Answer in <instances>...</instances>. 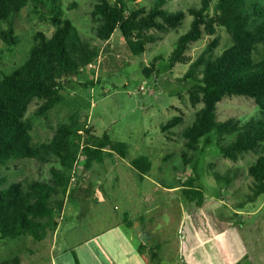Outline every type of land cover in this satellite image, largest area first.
<instances>
[{"label": "trees", "instance_id": "16d2710c", "mask_svg": "<svg viewBox=\"0 0 264 264\" xmlns=\"http://www.w3.org/2000/svg\"><path fill=\"white\" fill-rule=\"evenodd\" d=\"M136 1L98 0L91 10L96 38L109 42L118 32L127 51L141 55L159 39L157 32L177 30L191 16L189 29L179 35L169 57L156 56L150 67L143 68V73L148 76L154 71L163 73L156 65L158 61H166L169 70L178 64L187 65L179 80L189 86L192 105L201 107L195 112L193 123L182 131L185 145L196 153H204L215 145L222 157L234 162L250 152L257 153L247 167L252 184L240 206L255 202L264 195V0H201L199 6L187 11L169 10L168 0H151L150 6ZM30 3L47 8L54 31L51 35L35 32L25 62L10 74L0 75V239L30 236L40 241L56 231L57 215L62 213L65 197L79 201L90 198L92 188L86 185L90 187L87 174L93 163L102 164L113 154L127 158L129 152L125 142L113 141L108 133L101 137L93 134L85 123H79L76 114L59 122L50 140L33 141V123L25 117L29 104L34 99L43 100L36 114L46 115L64 101L63 91L72 87L71 83L79 82L84 69L96 63L103 49L81 35L65 16L61 0H0L2 41L11 44L19 41L14 18ZM218 28L231 36V43L220 53L216 51L221 43ZM205 38V48L194 58L193 47ZM80 84L89 88L97 82L90 79ZM233 96L253 100L258 110L244 120L237 117L219 120L218 104ZM183 122L181 115L173 116L162 124L161 132L168 139ZM226 135L233 137L222 143ZM80 152L84 161L76 164ZM26 158L43 164L54 159L58 165L50 167L47 181L11 180L1 173L9 162ZM183 159L188 164L185 152ZM131 164L140 178L152 169V162L145 155L133 158ZM239 171V168L216 171L214 177L218 184L228 188L241 174ZM72 174L77 177L73 184ZM197 176L195 169V176L183 181L182 189L188 202L200 207L205 193L196 184ZM230 218L234 226L240 224L237 213ZM76 262L79 264L77 259Z\"/></svg>", "mask_w": 264, "mask_h": 264}, {"label": "rangeland", "instance_id": "374dc122", "mask_svg": "<svg viewBox=\"0 0 264 264\" xmlns=\"http://www.w3.org/2000/svg\"><path fill=\"white\" fill-rule=\"evenodd\" d=\"M97 1L61 0L65 16L78 27L85 39L98 45L103 51L96 63L84 69L79 82L66 87L63 91L64 101L46 115L36 114L43 100L34 99L29 104L25 117L32 120L33 141L50 140L56 125L68 121L70 115L76 114L79 123H85V127H89L96 136L101 137L106 132L113 141L125 142L129 152L126 161L140 155L148 156L152 162L149 179L154 180L158 187L152 185L148 178L143 181L135 178L133 184L137 187H131L129 193L136 207L145 206L144 195L148 205L160 202L157 206L159 209L144 218L154 219L151 222V232L165 242L169 239V246L174 249L168 248L167 243L166 246L162 245L157 264H264V195L255 202L240 206L245 195L250 192L252 180L247 175V167L256 159L257 153L250 152L234 162L222 157L215 145L206 148L204 153L188 150L182 131L193 123L195 112L201 104L192 105L188 95L189 86L179 80L186 72L187 65L178 64L169 70L166 61H158L156 65L163 73L154 71L151 76L143 73V68L150 67L156 56L161 55L165 59L169 57L179 35L189 29L191 16L188 15L183 26L177 30L157 32L159 39L149 44L145 53L133 55L127 51L118 32L109 42L96 38V24L92 20L91 10ZM200 1L168 0L166 8L187 11L190 7L199 6ZM136 4L150 6L151 0H137ZM14 21L19 41L11 44L0 39V75L10 74L25 62L33 45L35 32L43 31L51 35L54 31L47 8L39 5L30 3L15 16ZM2 25L5 26L4 23ZM217 34L221 36L220 46L216 49L220 53L231 43V36L222 28H218ZM205 46L206 38L197 42L192 49L194 58ZM90 79L97 84L89 88L81 86L80 82ZM257 110L258 106L251 99L226 97L218 104L217 117L219 120L227 117L244 120ZM176 115H181L184 122L175 127L167 139L161 132V126ZM232 137L233 135H226L222 143L229 142ZM184 152L189 159L188 164L183 159ZM166 155L168 157L165 160ZM118 157L114 154L102 164L94 162L88 178L94 182L98 173L101 174L100 177L104 175L102 185L97 188L101 189L98 191L101 205L111 213V219L117 213L114 217H121L122 209L130 210L126 198L123 202H118L115 197L114 163L119 161ZM82 161L84 154L80 152L76 164H81ZM52 165L57 166L58 162L52 159L43 164L26 158L9 162L1 168V173L11 180L47 181ZM194 168L198 171L196 184L205 193L201 207L188 202L182 189L183 181L195 176ZM238 168L241 169V174L228 188L218 184L214 177L216 171L225 172ZM92 195L82 202L85 209L92 204L90 201L96 200V194ZM65 201L70 203L72 211L77 205L79 210L77 200L65 197ZM152 207L155 208H150ZM141 211L142 208L136 214H141ZM235 213L236 219L240 220L237 226L231 224L230 218ZM57 216L61 221L62 213ZM52 235L49 233L40 241L30 236L0 239V264L5 261H9V264H48L46 260L50 253ZM185 244H188L187 249L192 247L195 251L189 253V250L175 249L181 245L184 247ZM152 250L156 252V249Z\"/></svg>", "mask_w": 264, "mask_h": 264}, {"label": "crops", "instance_id": "0c3cea01", "mask_svg": "<svg viewBox=\"0 0 264 264\" xmlns=\"http://www.w3.org/2000/svg\"><path fill=\"white\" fill-rule=\"evenodd\" d=\"M112 156L114 154L110 157ZM118 158L119 161L114 163L116 168L114 169L116 174L113 178V184L116 188L115 197L118 202L120 200L123 202L126 198L130 210L129 208L122 209L120 210L121 217L115 218L114 216L117 213L113 215V219H111L112 217L109 218L111 213L101 205L100 195L98 194L101 189L97 188V186L102 185L104 175L100 177L101 174L98 173L97 180L93 182L89 179L90 187L86 185V187L92 188L91 195L92 193L96 194V200L90 201L92 202L90 206L85 209L82 203L84 200H77L80 204L79 210L77 205V207H73L72 211L70 203L65 201L61 216L62 220L59 221L56 231L52 233L50 253L47 255L46 260L48 264H77L76 259L79 264H157L161 246L167 245L168 248H171L169 239L168 242H165L151 232V222L154 219L147 220L144 218L150 212L159 209L157 206L160 202L155 201L154 204L148 205L149 202L144 195L145 206L136 207L129 190L131 187H137L133 182H135V178L140 177L131 161H126L125 158L121 157ZM89 175L90 172L87 174L88 178ZM147 178L152 185L158 187L154 180L149 179V174L140 179L143 181ZM129 182L132 183L129 184ZM151 206L155 208H150ZM141 208V214H136ZM165 243L167 244L165 245ZM187 245L185 244L184 247L181 245L175 249H178L177 251L189 250V253L195 251L192 247L187 249ZM152 248L156 249V252ZM152 254H154L153 258L151 257Z\"/></svg>", "mask_w": 264, "mask_h": 264}, {"label": "built area", "instance_id": "2783aa9c", "mask_svg": "<svg viewBox=\"0 0 264 264\" xmlns=\"http://www.w3.org/2000/svg\"><path fill=\"white\" fill-rule=\"evenodd\" d=\"M76 176H75V174H72V178H71V183H73L75 180H76ZM72 185V184H71Z\"/></svg>", "mask_w": 264, "mask_h": 264}]
</instances>
